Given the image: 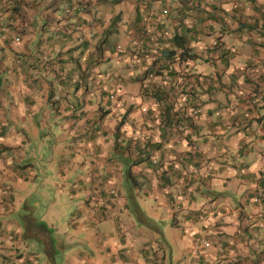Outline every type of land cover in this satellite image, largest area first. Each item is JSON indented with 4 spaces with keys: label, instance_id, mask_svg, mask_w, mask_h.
Listing matches in <instances>:
<instances>
[{
    "label": "crops",
    "instance_id": "obj_1",
    "mask_svg": "<svg viewBox=\"0 0 264 264\" xmlns=\"http://www.w3.org/2000/svg\"><path fill=\"white\" fill-rule=\"evenodd\" d=\"M76 2L95 34L82 45L55 29ZM117 2L0 1V264H264V0ZM114 31L119 54L107 47ZM54 122L63 182L83 200L71 237L15 196L38 176L25 162L36 151L17 148L32 145L33 124ZM132 145L148 165L128 163ZM129 164L148 176L134 196L150 218L141 227L123 194ZM103 223L97 240H78Z\"/></svg>",
    "mask_w": 264,
    "mask_h": 264
},
{
    "label": "rangeland",
    "instance_id": "obj_2",
    "mask_svg": "<svg viewBox=\"0 0 264 264\" xmlns=\"http://www.w3.org/2000/svg\"><path fill=\"white\" fill-rule=\"evenodd\" d=\"M0 1L2 2L3 0H0ZM124 1H127V0H124ZM129 1L130 0L122 3V2H119V0H118L117 4L120 6H123V7H127L128 5H130ZM75 4H78V2H76ZM86 6L87 5L85 4V7ZM85 9L87 12H89V10H90L89 6H87ZM252 26H254V25H252ZM256 28H257V26H254V29H256ZM101 30H102V28H101ZM39 31H41V28H39ZM90 33H94V32H93V30L88 28L86 30V36ZM111 34H113V35L109 37V43H107V47H108V45H110L109 46L110 49L114 48L116 50L115 47L118 44L117 37H118V35H120V32L115 31ZM13 39H14V41H12L13 44L17 43L19 45V43H21L20 42L21 37L15 36ZM258 44H260V43H258ZM117 53L119 54L118 51H117ZM52 92H53V94H51ZM52 92H49V93L46 92L44 94V96H47L49 99H52L51 100L52 102H54L53 97H55V91L53 90ZM57 98L60 99V95L57 96ZM43 100H44V97H42V101ZM17 128H19V127H17ZM179 129H181V128H179ZM185 129H186V126H184L181 130H185ZM31 130H33L35 132V134L32 138V145H28V144L24 145V146L21 145V147H18L17 149H19L20 151L26 150L27 153H32L33 149L36 151L35 155H34L35 158L32 157V159H30V157H27V160L25 162L29 163V161H32V163L36 167V172H37L38 176L34 177L33 179L29 180L28 182H23L22 184L16 185L15 196H16L17 200L19 201V205L21 206L20 208H23L27 204L30 208H32L34 210L33 213L38 217V221L40 224H42V225L48 224L50 227V230L51 231L53 230L52 232H56V230H58V232H56L58 235H59V233L64 235V233L67 230H70L69 235L71 237V236H73V232L69 228L70 226L68 224V218H69V220L72 219V213H75V211L77 209V206L75 205L76 202H83V200L76 199V201H75L69 197V194H68L67 188H66L67 184L65 185V183L63 182L62 175L60 172V167H59L60 166V157L58 155V152L60 151V144L62 146L61 142L65 140V135L60 134L61 126L57 122L51 123V125H49V126H48V123L45 126H43V125L37 126V125L33 124ZM56 133H58V134H56ZM58 136L60 138H58ZM22 137L23 136H19L17 139H20ZM135 150H134V145H132L131 148L130 147L127 148V153H128L127 158L128 159L138 160L139 158H141V157H138V155H134L132 153V152L135 153L136 152ZM14 154L16 156L21 155L19 151L15 152ZM141 156H144V153ZM152 160H153L154 165H156V166L159 165L158 158L154 157ZM25 162H23V163H25ZM129 168H130V164H129V166L127 165V167L122 172V178L125 180V182H126V180L128 181L127 170ZM132 171H133V169H132ZM145 178L148 179V176L145 175V172L143 173L142 171L141 172L133 171L132 176H131V180H132L131 182L132 183L126 184L124 186L123 194H125V197H127V200H128L130 205L137 204L136 200L133 198L134 196L135 197L137 196L135 191L138 194H142V193L145 194V192H146L145 190L148 189V187H149L148 183L149 182L145 181L144 180ZM133 179L135 181H133ZM130 187H131L130 190H132V192L128 193V190ZM4 191H5V189L2 190V186H1L0 187V194H4ZM188 192H190V191L188 190ZM97 195L100 197V200H101V192H99ZM112 195H114V197L115 196L120 197L121 192L116 190V193L112 194ZM257 196H260V194L258 193ZM132 198H133V200H132ZM190 199H191V194L188 193L187 201L189 202ZM258 200H260V198ZM142 212L143 213H141V215L138 218L135 217L134 215H132L134 220H135V223L137 224L136 225L137 227H141L140 223H142V224L150 223V218L144 213L143 210H142ZM52 223L55 225L53 226ZM106 224L107 223H103L95 231H93V230L89 231L87 229H83L82 230L83 235L81 234L80 235L81 237H78V240L81 243H84V241H86L88 239L97 240L99 238L100 230H102ZM144 228H145V226H144ZM115 230H118V229H115ZM0 232L2 234L7 233V232L2 231L1 229H0ZM1 233H0V243L4 241V237ZM8 237H9V239H13L14 235L11 234ZM62 238L66 239V237H62ZM30 241L33 244L34 249L37 252H38V250L41 251V244H40L41 242H38V240H36L35 238H31ZM66 242H68V241L66 240ZM200 242H201V244H197V243L195 244V246H194L195 252L197 250L201 249L203 244H206V242L204 240H202ZM112 243L113 242H111V244ZM200 246H201V248H200ZM65 250L68 251L69 247H67ZM59 257H60V255H57V259ZM60 262L63 263L64 259L63 258L59 259L57 261V264Z\"/></svg>",
    "mask_w": 264,
    "mask_h": 264
},
{
    "label": "trees",
    "instance_id": "obj_3",
    "mask_svg": "<svg viewBox=\"0 0 264 264\" xmlns=\"http://www.w3.org/2000/svg\"><path fill=\"white\" fill-rule=\"evenodd\" d=\"M87 7V6H86ZM69 27V20L67 19V17H66V15L63 17V18H61V21L57 24V26H56V31L58 32V34L60 35V38H61V40H62V42H65V43H68V44H84L86 41H87V39H86V35H84V40H83V42H78L79 40V35L77 34V32H75L73 29L71 30V29H69L68 28ZM115 32V31H114ZM86 32H85V29H84V34H85ZM90 37H93L95 34H93V33H90V34H88ZM87 35V36H88ZM69 75V74H68ZM78 80H77V78H76V80H75V82H77ZM185 100H188V98L187 97H185ZM167 108V113H169V114H171V111H172V106H167L166 107ZM197 111H199V110H197V109H194L193 110V114L194 113H196ZM178 116H177V118L175 119L176 121H174L173 122V124L172 125H178V122H179V120H181V116H180V114L178 113L177 114ZM183 118H186V119H189V116H187V117H183ZM169 119H170V117H169ZM169 124H170V121H169ZM170 126V125H169ZM181 126V125H180ZM120 128V127H119ZM178 129V128H177ZM139 152V151H138ZM138 152H135L134 154L135 155H138V157H144V158H142V159H147V160H143L142 162H147V165L149 164V158L151 157V153L149 152V151H146V147H145V150H140V152L138 153ZM144 153V156H141L142 154ZM140 159V158H139ZM152 160V159H151ZM136 160H134V163H136L135 162ZM129 162H133V160H131V159H129V161H128V163ZM158 163V162H157ZM156 163V164H157ZM152 164H153V161H152ZM157 167V166H156ZM132 168L130 167L128 170H127V177H128V181L126 180V182H125V185L126 184H130V183H132L131 181V176H132ZM133 181H135L134 179H133ZM132 186V185H131ZM131 189V187L129 188V190H128V193H131L132 192V190H130ZM110 191H116V189L115 188H111V190ZM134 198V197H133ZM133 198H132V200H133ZM135 199V198H134ZM128 207H129V209H131V211L135 214V216L138 218L140 215H141V213H143L142 212V210H141V208L137 205V204H132V205H130V204H128ZM102 211V210H101ZM32 220H33V217L32 216H26L25 217V223L26 224H29L30 222H32ZM44 225V224H43ZM45 227H46V225H44Z\"/></svg>",
    "mask_w": 264,
    "mask_h": 264
},
{
    "label": "built area",
    "instance_id": "obj_4",
    "mask_svg": "<svg viewBox=\"0 0 264 264\" xmlns=\"http://www.w3.org/2000/svg\"><path fill=\"white\" fill-rule=\"evenodd\" d=\"M85 4L78 3L76 6L67 9L66 17L69 20V29H73L79 35V41L83 42L84 40V29L86 27L87 14L88 12L85 9ZM166 11V10H165ZM120 48V47H119ZM112 194H115L116 191H111Z\"/></svg>",
    "mask_w": 264,
    "mask_h": 264
}]
</instances>
